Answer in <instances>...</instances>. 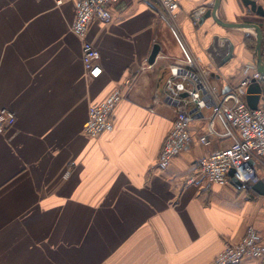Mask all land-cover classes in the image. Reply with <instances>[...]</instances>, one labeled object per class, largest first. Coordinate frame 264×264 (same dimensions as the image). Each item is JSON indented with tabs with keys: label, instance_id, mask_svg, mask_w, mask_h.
I'll return each instance as SVG.
<instances>
[{
	"label": "crops",
	"instance_id": "0c3cea01",
	"mask_svg": "<svg viewBox=\"0 0 264 264\" xmlns=\"http://www.w3.org/2000/svg\"><path fill=\"white\" fill-rule=\"evenodd\" d=\"M177 2L174 24L157 0L111 2V18L88 25L101 66L88 78L70 31L74 0H0V109L15 115L0 132V264H210L248 225L264 240V193L198 173L200 156L229 143L209 132L207 117L191 121L165 169L155 167L174 116L162 101L168 63L192 55L222 91L255 63L245 40L255 38L252 27L199 22L214 0ZM216 15L258 23L264 60V16L242 0H220ZM223 37L233 49L219 64ZM154 43L155 61L141 68ZM126 77L133 81L113 109V128L84 135L88 104ZM252 164L264 183V159Z\"/></svg>",
	"mask_w": 264,
	"mask_h": 264
},
{
	"label": "built area",
	"instance_id": "2783aa9c",
	"mask_svg": "<svg viewBox=\"0 0 264 264\" xmlns=\"http://www.w3.org/2000/svg\"><path fill=\"white\" fill-rule=\"evenodd\" d=\"M113 1L115 0H74L70 31L80 40L82 67L88 78L97 77L101 73L99 51L87 36L88 25L93 18L108 21L111 18L110 3ZM56 2L59 3L60 0ZM157 2L169 23L174 24L179 8L177 0ZM151 64L145 59L141 68L150 67ZM167 69L162 101L173 108L174 116L163 138L155 167L165 169L188 142V126L191 121L207 117L209 132L228 137L229 143L199 157V175L208 183L225 185L229 183V170L233 169L232 175L244 186L255 183L259 177L252 161L264 159V104L259 100L252 109L245 100L247 87L252 80L264 84L255 63H245L241 68L239 81L224 91L210 79L209 70L201 66L192 55L172 59ZM132 81V77H126L104 98L88 104L82 128L84 135L93 138L113 128V109L123 97V88L129 87ZM204 109L210 110L208 116H205ZM14 121L12 111L0 109V132ZM199 140L206 142V136L201 135ZM244 257H253L264 263V240L254 225H248L238 241L226 243L214 255L210 264H236Z\"/></svg>",
	"mask_w": 264,
	"mask_h": 264
},
{
	"label": "water",
	"instance_id": "95a60500",
	"mask_svg": "<svg viewBox=\"0 0 264 264\" xmlns=\"http://www.w3.org/2000/svg\"><path fill=\"white\" fill-rule=\"evenodd\" d=\"M243 4L249 8V10L257 15L264 16V6L261 4H258L256 0H242ZM220 0H214L212 6L204 11V13L200 16L199 22L203 21L204 18L211 16L212 19L218 23L219 25H222L224 27H252L255 31V65L257 71L260 73L261 77L260 80L262 83H264V60H262L261 57V38H262V29L260 25L256 22H249V21H224L220 19L216 15L217 8L219 6ZM197 14V13H196ZM224 38V37H223ZM225 42L227 43L226 52L224 57L220 58L217 63L221 64V62L224 59H227L231 57L232 55V49L233 44L230 42L229 38H224ZM159 51V45L157 43H154L150 53L148 55L147 61L149 63H153L155 61V57L158 54ZM264 92V84H260L256 80H252V82L247 87V94L245 96V100L247 105L254 109L257 104L259 103V100L261 104H264V95L260 96V93ZM233 169L229 170V176H230V183L240 188L242 186V183L238 181L233 175ZM251 188L255 189L259 193H264V183H262L261 180L256 181L255 183L250 185Z\"/></svg>",
	"mask_w": 264,
	"mask_h": 264
},
{
	"label": "rangeland",
	"instance_id": "374dc122",
	"mask_svg": "<svg viewBox=\"0 0 264 264\" xmlns=\"http://www.w3.org/2000/svg\"><path fill=\"white\" fill-rule=\"evenodd\" d=\"M253 36H250V34H246L245 35V38H246V41L251 49L252 52H254V48H255V38H254V32H252Z\"/></svg>",
	"mask_w": 264,
	"mask_h": 264
},
{
	"label": "trees",
	"instance_id": "16d2710c",
	"mask_svg": "<svg viewBox=\"0 0 264 264\" xmlns=\"http://www.w3.org/2000/svg\"><path fill=\"white\" fill-rule=\"evenodd\" d=\"M246 21H249V22H253L252 20H250V19H246ZM246 40V39H245ZM255 49V48H254Z\"/></svg>",
	"mask_w": 264,
	"mask_h": 264
}]
</instances>
